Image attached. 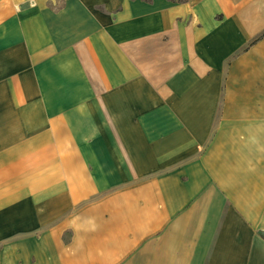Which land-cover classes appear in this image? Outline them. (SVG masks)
Segmentation results:
<instances>
[{
    "label": "crops",
    "instance_id": "1",
    "mask_svg": "<svg viewBox=\"0 0 264 264\" xmlns=\"http://www.w3.org/2000/svg\"><path fill=\"white\" fill-rule=\"evenodd\" d=\"M264 0H0V264H264Z\"/></svg>",
    "mask_w": 264,
    "mask_h": 264
},
{
    "label": "trees",
    "instance_id": "2",
    "mask_svg": "<svg viewBox=\"0 0 264 264\" xmlns=\"http://www.w3.org/2000/svg\"><path fill=\"white\" fill-rule=\"evenodd\" d=\"M177 2H185V1H188V0H176ZM262 238H264V236H262Z\"/></svg>",
    "mask_w": 264,
    "mask_h": 264
}]
</instances>
